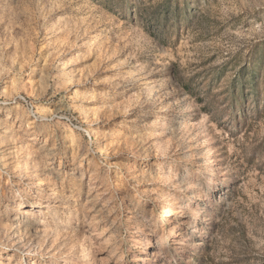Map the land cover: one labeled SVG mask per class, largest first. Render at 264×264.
<instances>
[{
	"label": "rangeland",
	"instance_id": "1",
	"mask_svg": "<svg viewBox=\"0 0 264 264\" xmlns=\"http://www.w3.org/2000/svg\"><path fill=\"white\" fill-rule=\"evenodd\" d=\"M0 264H264V0H0Z\"/></svg>",
	"mask_w": 264,
	"mask_h": 264
}]
</instances>
